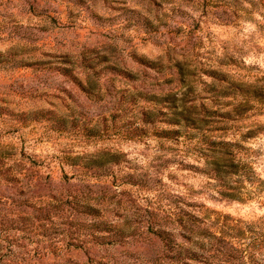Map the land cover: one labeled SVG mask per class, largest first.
Returning a JSON list of instances; mask_svg holds the SVG:
<instances>
[{
  "label": "rangeland",
  "instance_id": "rangeland-1",
  "mask_svg": "<svg viewBox=\"0 0 264 264\" xmlns=\"http://www.w3.org/2000/svg\"><path fill=\"white\" fill-rule=\"evenodd\" d=\"M0 264H264V0H0Z\"/></svg>",
  "mask_w": 264,
  "mask_h": 264
},
{
  "label": "trees",
  "instance_id": "trees-1",
  "mask_svg": "<svg viewBox=\"0 0 264 264\" xmlns=\"http://www.w3.org/2000/svg\"><path fill=\"white\" fill-rule=\"evenodd\" d=\"M171 133H172V131H167V133H165V134H166V135H170ZM112 161L114 162V160H112ZM91 209H92V208H91ZM176 215H177V214H176ZM176 221H177V222H180V224H181V225H184V227H188L187 224L184 222V220H183L182 217H181V218H178ZM95 225H96V229H97V231H99L98 229L101 228V225H98V224H95ZM187 253H188V256L190 257V259H192V260H198L199 255H198L197 252H194L193 250L189 249V251H187ZM180 256H181L182 258H184L182 252L180 253Z\"/></svg>",
  "mask_w": 264,
  "mask_h": 264
}]
</instances>
